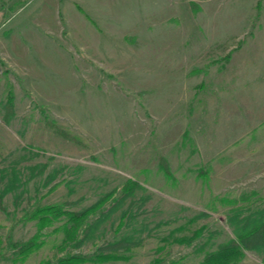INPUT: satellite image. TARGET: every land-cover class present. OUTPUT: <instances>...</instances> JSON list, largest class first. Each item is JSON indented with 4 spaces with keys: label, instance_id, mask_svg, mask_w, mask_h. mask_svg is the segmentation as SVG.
<instances>
[{
    "label": "rangeland",
    "instance_id": "1",
    "mask_svg": "<svg viewBox=\"0 0 264 264\" xmlns=\"http://www.w3.org/2000/svg\"><path fill=\"white\" fill-rule=\"evenodd\" d=\"M114 189L80 246L56 221L19 257L26 211ZM0 192V264H199L264 207V0H0ZM122 238L124 258L86 259Z\"/></svg>",
    "mask_w": 264,
    "mask_h": 264
},
{
    "label": "trees",
    "instance_id": "2",
    "mask_svg": "<svg viewBox=\"0 0 264 264\" xmlns=\"http://www.w3.org/2000/svg\"><path fill=\"white\" fill-rule=\"evenodd\" d=\"M9 93V97L4 102L6 107L4 117L6 119H9L14 114L12 92L10 91ZM46 124L57 133L68 136L75 142H81L77 135L70 133L54 120H46ZM159 160L164 167V171L169 173L170 168L167 160L162 156H160ZM127 181V185L122 190L123 197L132 194L140 186V183L135 179L129 178ZM115 192V189L108 192L100 197L97 202L82 210L69 209L66 201L38 204L32 210L25 212V218L36 219L39 225V231L27 241H12L11 244L17 247V253L23 259L30 252L42 245L43 240L39 238L43 234V228L54 224L56 221H63L59 225L65 231V237L62 242L63 248L67 249L70 246H80L84 237L86 238L93 224L97 221L96 219L90 220L89 214L96 212L97 209L101 211L105 202ZM3 193L0 192V207L4 209ZM233 217L239 218L238 222L236 220L234 223L236 228L235 236L218 244L216 248L207 250L199 264H237L243 259L246 250L264 248V207L257 211L256 214L246 213L242 219V216L238 212ZM120 226L121 224H119ZM81 232H83V236L80 235ZM191 240L193 241V239H188L187 242L189 243ZM132 244H134V241L126 238L115 240L99 247V251L95 256L86 259L115 260L124 258L125 254L123 251L131 248ZM56 259V264H78L83 260L85 261V258L78 253L59 256ZM41 264H52V260L46 259Z\"/></svg>",
    "mask_w": 264,
    "mask_h": 264
}]
</instances>
